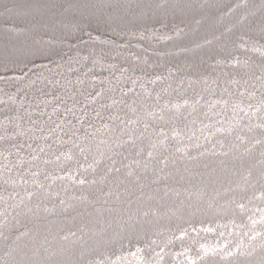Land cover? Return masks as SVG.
<instances>
[{
	"label": "trees",
	"instance_id": "16d2710c",
	"mask_svg": "<svg viewBox=\"0 0 264 264\" xmlns=\"http://www.w3.org/2000/svg\"><path fill=\"white\" fill-rule=\"evenodd\" d=\"M262 82L264 0H0V135L5 117L30 128L26 109L88 113L84 154L40 164L43 188L0 177V264H264V235L248 238L264 233Z\"/></svg>",
	"mask_w": 264,
	"mask_h": 264
},
{
	"label": "snow or ice",
	"instance_id": "6c2138e0",
	"mask_svg": "<svg viewBox=\"0 0 264 264\" xmlns=\"http://www.w3.org/2000/svg\"><path fill=\"white\" fill-rule=\"evenodd\" d=\"M50 59V57H49ZM28 63H31L33 65H35L36 61L35 60H29ZM110 67H115V65H110ZM126 71V69H121V72ZM47 79V78H45ZM78 79V83H83V81H80L79 78ZM93 79H95V77H93ZM261 79V78H258ZM50 83H59L58 80H53L50 81ZM70 83V82H69ZM136 81L133 80L132 84L133 86H135ZM230 83H238V81H230ZM247 83V82H245ZM141 87H143V85H141ZM261 87L264 88V82L261 83ZM133 91V89H127L126 91H124L122 89V92H124V94L126 95L127 92H131ZM103 90L96 92L95 96H92L91 93L88 94L87 99L95 101L96 97H99L102 95ZM47 95V94H45ZM73 95H75V93H73ZM241 95H243V93H241ZM250 96H254V93H249ZM10 99H14L12 97H10ZM60 99L58 96L57 97H53L52 100H46L44 101L45 103V107H47L48 104L52 103L54 100H58ZM157 99H159V97H157ZM31 104V102H29ZM61 103H63V101L61 100ZM113 103H115V101H113ZM190 102L188 100L184 101V104H189ZM198 103V101H197ZM215 104H221V105H227L228 101L227 100H217V101H213L212 105L209 106V108L211 109V107L215 106ZM110 106V105H108ZM239 105H234L233 107V111H236V107H238ZM60 107V104H56L55 107L52 108V112L49 113V119L48 121H39V120H32V112L28 111L27 109L26 114L29 117L28 123L31 125L30 128L28 129H24L22 128V125L19 123L20 120L23 119L22 116H15V117H5V121L7 123H11L14 125L13 131L9 132L7 129V126H4V134L0 135V142H4L6 147L0 149V177L5 178V183H12L15 184L17 183V180L13 178V173L15 172L18 176H19V180L22 181L25 185H27L29 183L28 179H26V176H30L32 177V183L33 184H38V186L40 188H43L44 185L42 183H40L37 179H35L36 177H38L40 175V172L42 171V169H40V164H50L53 162H60L61 158L64 157L66 160H72L74 159V156L72 154L73 149H79V153L81 155L84 154L85 152V148L81 147L78 140L74 139L77 137L78 135V127L77 125H83L84 123V116H87L88 113L85 111L83 112L82 115H77L76 112L74 111L75 109V104L72 107H65L64 108V114L65 116L68 115H72L75 119H76V124H73L71 120H67V119H62L60 123H56L55 121L51 120V116L56 114L58 109ZM101 107H106L105 105H102ZM174 107H176L177 109L180 107V105H174ZM248 108H253V105H248ZM264 110V98H262L259 101V104L255 106V111H261ZM241 111H245V109H241ZM45 115L44 111H40L39 116L43 117ZM215 115H220L219 112L215 113ZM95 116L96 117H100V112H95ZM113 117H110V119ZM59 119V117H58ZM250 119V117H249ZM54 124V127H48L47 129H45V124ZM129 124H133L135 123L134 121H128ZM216 123H219V121H217ZM39 125V126H37ZM148 125L145 124V129H147ZM252 127H256V128H261L264 129V123L262 124H256L254 126H249V131L252 130ZM204 128H208V125H205ZM230 131L231 129H224L223 127L220 128H216L215 131L217 132H223V131ZM29 131L32 132V136L29 137L30 139H37V140H41L44 141V143L42 144H37L35 148H33L32 144H27V148L29 149V153L27 156H25L24 152L22 151V149L25 147L24 143H18L15 142L17 137H21V136H25ZM39 132L42 135L37 136L36 133ZM173 136H177L179 135V133L176 130H173ZM214 133L212 132H208L207 133V137L206 138H210ZM160 135H163L165 137V139H167L166 134L164 133V130L161 129ZM68 137L67 140L64 139V137ZM54 137V141L53 143L63 146V145H67L70 144L71 148L68 149L67 152H60L58 155L56 154V150L53 149V145L47 143V141L49 140V138ZM241 138V137H238ZM129 139H132L131 136H129ZM189 139H191V137H189ZM256 143H261L260 140H256ZM164 141H161V144H163ZM222 143V142H221ZM197 147H199L200 145L197 144ZM142 151V149L140 150ZM140 151L137 152V155H140ZM41 154L44 155V157H47L49 154H51L52 156H54V161L53 160H49L47 158H42ZM148 157H152L153 153L151 151L148 152ZM134 163L139 164L140 161H134ZM166 163V160H165ZM25 165H27V167H25ZM81 168H83L84 166L81 165ZM145 167H147V165H145ZM33 168H36L37 171H32ZM68 173H66L67 175ZM129 175H131L132 173L129 172ZM51 178L52 180H56V179H63V177L60 176H52L51 173H47L45 175V179H49ZM77 183L83 185L86 183V180L83 178H80ZM26 195L28 197H31L32 195H34V193L32 192H26ZM63 202V201H62ZM239 208L243 209L244 205L240 204L238 205ZM260 222H264V215H262L261 217V221ZM258 223V221L256 220H252V224L253 226H255ZM206 231H212L211 228L205 229ZM252 232V235L249 236V241H253L255 240L256 237L262 236L264 235V233L262 232H258L255 231L254 228L252 230H250ZM184 235V232H181V236ZM247 235V233L245 234ZM240 245H237V248L239 249ZM182 254V253H181ZM225 255L227 256H232L233 253L231 251H227L225 253ZM191 260V258H189ZM197 259H202L201 257H197ZM191 264H196L195 260H191Z\"/></svg>",
	"mask_w": 264,
	"mask_h": 264
}]
</instances>
